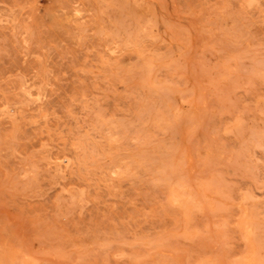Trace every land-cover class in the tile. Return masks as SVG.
<instances>
[{"label": "rangeland", "instance_id": "374dc122", "mask_svg": "<svg viewBox=\"0 0 264 264\" xmlns=\"http://www.w3.org/2000/svg\"><path fill=\"white\" fill-rule=\"evenodd\" d=\"M0 264H264V0H0Z\"/></svg>", "mask_w": 264, "mask_h": 264}]
</instances>
